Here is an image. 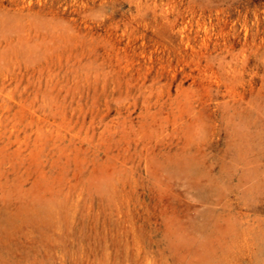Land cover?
Instances as JSON below:
<instances>
[{
    "label": "rangeland",
    "instance_id": "1",
    "mask_svg": "<svg viewBox=\"0 0 264 264\" xmlns=\"http://www.w3.org/2000/svg\"><path fill=\"white\" fill-rule=\"evenodd\" d=\"M0 264H264V0H0Z\"/></svg>",
    "mask_w": 264,
    "mask_h": 264
},
{
    "label": "bare ground",
    "instance_id": "2",
    "mask_svg": "<svg viewBox=\"0 0 264 264\" xmlns=\"http://www.w3.org/2000/svg\"><path fill=\"white\" fill-rule=\"evenodd\" d=\"M5 221H6V219H5Z\"/></svg>",
    "mask_w": 264,
    "mask_h": 264
}]
</instances>
